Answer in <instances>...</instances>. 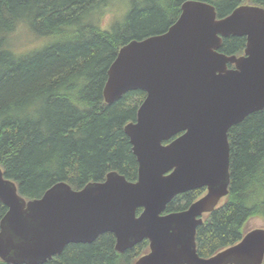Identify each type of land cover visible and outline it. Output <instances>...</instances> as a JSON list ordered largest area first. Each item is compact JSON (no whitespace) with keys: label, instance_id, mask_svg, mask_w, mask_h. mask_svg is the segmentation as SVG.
Wrapping results in <instances>:
<instances>
[{"label":"water","instance_id":"1","mask_svg":"<svg viewBox=\"0 0 264 264\" xmlns=\"http://www.w3.org/2000/svg\"><path fill=\"white\" fill-rule=\"evenodd\" d=\"M228 37L245 38L241 56L219 52ZM136 90L146 97L124 127L136 181L109 172L81 190L58 182L27 201L0 167L2 262L45 264L67 245L110 233L119 253L148 241L134 264H263L264 229L208 258L198 255L195 238L203 216L229 193L228 131L264 111V9L242 5L218 17L209 3L184 1L166 32L130 41L110 65L107 105ZM203 188L186 210L165 213L176 196Z\"/></svg>","mask_w":264,"mask_h":264},{"label":"trees","instance_id":"2","mask_svg":"<svg viewBox=\"0 0 264 264\" xmlns=\"http://www.w3.org/2000/svg\"><path fill=\"white\" fill-rule=\"evenodd\" d=\"M184 1L0 0V167L20 196L38 199L58 182L80 190L109 172L137 179L124 127L136 120L146 94L129 91L107 105V71L130 41L166 32ZM197 1L213 5L218 17L242 5L264 9V0ZM116 2L119 11L111 13ZM20 28L31 37L27 51L14 48ZM245 45L244 37H228L220 52L241 56ZM228 143L229 193L196 231L203 258L238 243L251 219L264 221V111L233 126ZM204 191L176 196L165 213L187 209ZM6 211L0 202V221ZM148 250L144 240L119 253L105 233L91 244L67 245L45 264H134Z\"/></svg>","mask_w":264,"mask_h":264},{"label":"rangeland","instance_id":"3","mask_svg":"<svg viewBox=\"0 0 264 264\" xmlns=\"http://www.w3.org/2000/svg\"><path fill=\"white\" fill-rule=\"evenodd\" d=\"M118 4H119L118 2L113 4V8L111 10L112 11L111 13H113V9H116V10H114L115 12L119 11V5ZM121 5H122V7L124 6L123 3ZM108 19H109L108 17L105 18V20H104L105 24L107 23ZM15 37H16L14 39V42H15L14 48H15V50L16 51H20V52L21 51H27L28 48H29V45H30V41H31V37H30L29 33L27 32V30H25L23 28H20L18 30V32L16 33ZM223 202H224V199L219 202L218 207L221 206L223 204ZM253 229H264V221L262 219H260V218L251 219L249 221V223H248L247 230L250 231V230H253Z\"/></svg>","mask_w":264,"mask_h":264},{"label":"flooded vegetation","instance_id":"4","mask_svg":"<svg viewBox=\"0 0 264 264\" xmlns=\"http://www.w3.org/2000/svg\"><path fill=\"white\" fill-rule=\"evenodd\" d=\"M219 52H220V49H219ZM221 53V52H220ZM223 54V53H222ZM239 57V56H238ZM228 68H233V66L232 65H228ZM146 94V93H145ZM146 97V96H145ZM145 99V98H144ZM143 102V101H142ZM141 105V104H140ZM139 105V106H140ZM139 108V107H138ZM138 110V109H137ZM180 135H182V133H180V134H178V135H176V136H174L170 141H168V142H165V144H168V143H170L172 140H174L175 138H177V137H179ZM138 175V174H137ZM126 179V178H125ZM104 181V180H103ZM103 181H100V182H103ZM128 181V180H127ZM136 181V180H135ZM129 182H134V181H129ZM204 189V188H203ZM74 190V189H73ZM81 190V189H80ZM194 191V190H193ZM189 192H191V191H189ZM206 192V189H205V191H204V193ZM187 193V192H186ZM203 193V194H204ZM202 194V195H203ZM42 197V196H41ZM27 201H29V200H27ZM141 210V209H140ZM186 210V209H185ZM140 212L139 211H137V214H139ZM110 234V233H109ZM113 235V234H112ZM114 236V235H113ZM115 238V237H114ZM149 251V250H148Z\"/></svg>","mask_w":264,"mask_h":264}]
</instances>
